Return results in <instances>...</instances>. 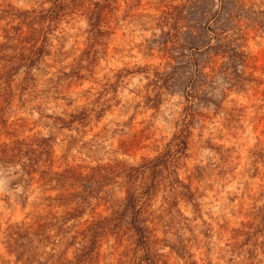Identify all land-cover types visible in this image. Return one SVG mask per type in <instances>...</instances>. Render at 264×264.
<instances>
[{
    "label": "rangeland",
    "instance_id": "obj_1",
    "mask_svg": "<svg viewBox=\"0 0 264 264\" xmlns=\"http://www.w3.org/2000/svg\"><path fill=\"white\" fill-rule=\"evenodd\" d=\"M57 1L0 0V264H78L81 233L80 264H146L130 195L158 264H264V0H239L247 80L189 109L158 78L161 21L185 0H64L48 19Z\"/></svg>",
    "mask_w": 264,
    "mask_h": 264
},
{
    "label": "trees",
    "instance_id": "obj_2",
    "mask_svg": "<svg viewBox=\"0 0 264 264\" xmlns=\"http://www.w3.org/2000/svg\"><path fill=\"white\" fill-rule=\"evenodd\" d=\"M69 5L68 1L58 0L55 6L45 13L46 17L55 18L59 10H64ZM95 7L98 9L91 10L88 17L94 41L105 33L101 29V6L95 3ZM247 19L246 9L239 0H185L163 17L161 26L166 30L162 31L158 43L169 59V71L158 78L165 87L178 85L185 97L187 109L195 105L207 88L219 81H222L226 88H231L241 87L247 80L244 70L249 59L244 50ZM35 20L33 18L30 22L36 24L33 22ZM35 32L36 29L33 28V33ZM32 46L34 49H31L30 54L22 58L28 66L33 65L37 59L34 56L41 55L46 45L43 41L39 46ZM180 143L184 144L183 141ZM5 154L7 157L14 156L8 152ZM27 158L28 164H32L33 159ZM169 159L170 154L161 156L146 162L144 167L155 170L160 165L168 166ZM172 183L177 186L181 181L176 177ZM147 194L150 195V191ZM126 207L134 214L131 224L137 236V245L145 251L146 264H158L156 254L151 251L150 236L140 219V208L134 195L129 196ZM79 235L82 236L79 243H76L77 239L73 237L70 244H78V264L82 260H90L95 248L93 235H90L91 238L83 233ZM67 262L72 264L71 261Z\"/></svg>",
    "mask_w": 264,
    "mask_h": 264
}]
</instances>
